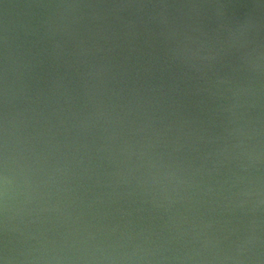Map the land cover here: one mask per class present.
<instances>
[{"label":"clouds","instance_id":"9594fccd","mask_svg":"<svg viewBox=\"0 0 264 264\" xmlns=\"http://www.w3.org/2000/svg\"><path fill=\"white\" fill-rule=\"evenodd\" d=\"M229 7L5 3L0 264H264V0Z\"/></svg>","mask_w":264,"mask_h":264},{"label":"water","instance_id":"95a60500","mask_svg":"<svg viewBox=\"0 0 264 264\" xmlns=\"http://www.w3.org/2000/svg\"><path fill=\"white\" fill-rule=\"evenodd\" d=\"M36 2H40V0H4V3H0V34L3 32L5 24V3L15 9L12 11L17 20L27 22L29 18L24 15V12L29 5ZM83 2H117V0H83ZM220 2L229 6H235L229 7L230 12L243 13L247 11L248 5H256L258 4L259 0H220Z\"/></svg>","mask_w":264,"mask_h":264}]
</instances>
